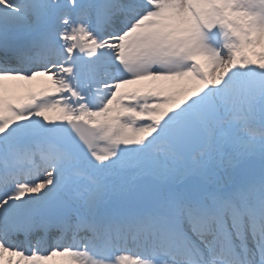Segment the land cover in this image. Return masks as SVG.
Here are the masks:
<instances>
[{
    "label": "snow or ice",
    "instance_id": "obj_1",
    "mask_svg": "<svg viewBox=\"0 0 264 264\" xmlns=\"http://www.w3.org/2000/svg\"><path fill=\"white\" fill-rule=\"evenodd\" d=\"M5 252L264 264V0H0Z\"/></svg>",
    "mask_w": 264,
    "mask_h": 264
},
{
    "label": "rangeland",
    "instance_id": "obj_2",
    "mask_svg": "<svg viewBox=\"0 0 264 264\" xmlns=\"http://www.w3.org/2000/svg\"><path fill=\"white\" fill-rule=\"evenodd\" d=\"M44 82H36L41 84L40 87H33L31 86L32 82L29 81H5V86H10V83L14 85L13 91L9 94H5V98L8 99L11 97L13 99V102H23L27 103V97L30 94H36L38 97L40 93L50 88V81L47 80V78H43ZM38 84V85H39ZM37 85V86H38ZM140 87V85H136L133 88ZM132 87L128 89H133ZM50 116H56L58 115V111H52L48 113ZM100 147H103V144L100 145ZM9 261L12 262V264H28L27 261H24L22 257L13 255L11 252H5L3 254V259L0 260V264H9ZM43 264H68L67 258L63 257L61 255H57L55 257H52L50 260L44 261Z\"/></svg>",
    "mask_w": 264,
    "mask_h": 264
},
{
    "label": "bare ground",
    "instance_id": "obj_3",
    "mask_svg": "<svg viewBox=\"0 0 264 264\" xmlns=\"http://www.w3.org/2000/svg\"><path fill=\"white\" fill-rule=\"evenodd\" d=\"M43 78H45V77H37L36 78V80H34L33 82H32V84H31V86H33V87H40L41 86V84H39V83H36V82H44L43 81ZM39 84V85H38ZM38 85V86H37ZM14 85H12V83H10V86H6L5 87V93H4V95L5 94H9L10 95V93L13 91V87ZM136 85H129V86H127V88L129 87V88H133V87H135Z\"/></svg>",
    "mask_w": 264,
    "mask_h": 264
}]
</instances>
